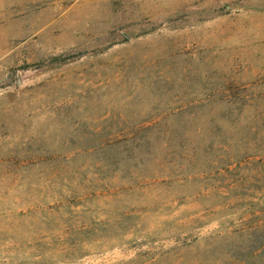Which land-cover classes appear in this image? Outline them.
I'll list each match as a JSON object with an SVG mask.
<instances>
[{
    "label": "rangeland",
    "instance_id": "rangeland-1",
    "mask_svg": "<svg viewBox=\"0 0 264 264\" xmlns=\"http://www.w3.org/2000/svg\"><path fill=\"white\" fill-rule=\"evenodd\" d=\"M0 264H264V0H0Z\"/></svg>",
    "mask_w": 264,
    "mask_h": 264
}]
</instances>
